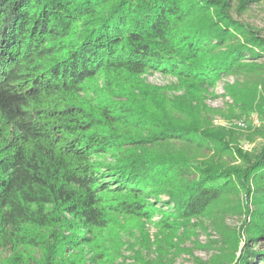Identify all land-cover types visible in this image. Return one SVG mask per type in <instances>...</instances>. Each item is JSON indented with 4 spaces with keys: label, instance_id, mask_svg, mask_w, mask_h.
<instances>
[{
    "label": "trees",
    "instance_id": "obj_1",
    "mask_svg": "<svg viewBox=\"0 0 264 264\" xmlns=\"http://www.w3.org/2000/svg\"><path fill=\"white\" fill-rule=\"evenodd\" d=\"M259 1L0 0L6 264H71L90 245L112 260L133 225L144 249L161 253L169 233L192 231L191 219L239 191L238 207L251 219L231 240L237 245L247 232L233 264H264L253 243L264 237V145L244 156V167L201 160L194 151L230 148L227 140L190 115L181 119L206 86L264 70V38L233 14ZM152 71L176 77L185 94L169 103L143 82ZM225 89L244 98L233 84ZM126 220H134L128 229ZM149 221L160 234L153 242Z\"/></svg>",
    "mask_w": 264,
    "mask_h": 264
},
{
    "label": "rangeland",
    "instance_id": "obj_2",
    "mask_svg": "<svg viewBox=\"0 0 264 264\" xmlns=\"http://www.w3.org/2000/svg\"><path fill=\"white\" fill-rule=\"evenodd\" d=\"M236 2L237 0H233L237 7L239 2ZM243 7L234 9V18L249 23L264 38V0L250 4L246 9ZM237 9L241 13H238ZM257 61L264 65V56ZM143 82L159 87L163 93L165 91L169 103L176 96L185 94L176 77L160 71L144 74ZM230 84H233L239 91L238 94L241 93L244 98H237L228 93L225 88ZM193 104L196 108L190 109L181 119L188 122L190 115L201 126H208L216 132L219 130L230 147H223L224 150L218 152L213 148L203 152L194 151L201 160L220 162L231 167H244V156L256 155L264 145V70L259 74L244 72L223 76L215 86H206L201 101H194ZM175 112L167 109L166 114L173 115ZM168 148L172 150L171 146ZM255 183L256 181H252L250 185L254 187ZM243 194L241 191L230 194V198L214 207L210 214L200 219H191V223L195 224L192 231L186 233L181 229L177 234L169 233L166 239H169L171 247H165L161 253L154 249L145 250V236L140 228L133 225L129 226L130 232L123 233L125 243L112 260H100L95 248L90 245L77 248L70 255V259L74 260L71 264H233L235 259H240L246 246L247 232L241 233L243 235L237 245L235 242L232 244L231 240H234L235 232L241 230L244 221L251 219L245 208L238 207ZM246 199H243V203L247 202ZM246 204L250 208L254 207L252 200ZM131 224H134V220H126L123 228L128 229ZM144 227L148 242H153L159 232L158 228L153 221L144 223ZM263 239L253 241L257 251H264ZM229 242L231 243L228 244ZM7 256L5 252L0 253V264H6L4 259ZM255 264H261V260L257 258Z\"/></svg>",
    "mask_w": 264,
    "mask_h": 264
}]
</instances>
